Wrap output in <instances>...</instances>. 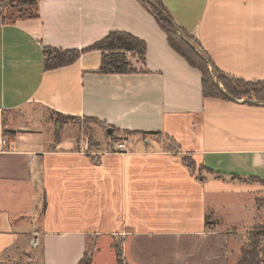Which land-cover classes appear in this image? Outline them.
<instances>
[{
    "label": "crops",
    "instance_id": "obj_1",
    "mask_svg": "<svg viewBox=\"0 0 264 264\" xmlns=\"http://www.w3.org/2000/svg\"><path fill=\"white\" fill-rule=\"evenodd\" d=\"M161 1L219 71L264 81V0ZM38 3L36 19L0 21V264L37 250L26 264H79L90 249V264H118L117 240L124 264H238L264 190V107L205 98L138 0ZM115 31L145 41L136 73H99V51L46 70L45 48ZM87 119L94 143L71 122ZM202 166L219 174L201 182ZM242 210L253 217L235 221Z\"/></svg>",
    "mask_w": 264,
    "mask_h": 264
},
{
    "label": "trees",
    "instance_id": "obj_2",
    "mask_svg": "<svg viewBox=\"0 0 264 264\" xmlns=\"http://www.w3.org/2000/svg\"><path fill=\"white\" fill-rule=\"evenodd\" d=\"M4 1L6 0H0V3ZM138 1L155 17L161 29L166 33L170 47L182 58H184L191 67L198 69L202 73V89L204 97L230 101L221 93L219 87L216 85L215 77L210 71L209 66L201 58H199L194 53V51L189 48V46L178 36L174 28L167 22L163 15L157 9L145 4L142 0ZM152 1L155 2L162 10H164L171 18L169 12L167 11L161 0ZM38 2L39 0H17L15 3L8 5L7 7L0 10V21L4 23H11L18 20L36 19L39 17ZM181 30L185 33L183 29ZM191 40L196 46L203 50L198 41L194 39ZM92 51H99L102 55L101 67L98 71L99 73L106 75H122L137 72V69H135L130 62L129 56H138L142 62H145L147 45L144 40L130 33L115 31L109 33L102 40L82 50H60L50 47L45 48V68L47 71H51L71 66L75 64L83 54ZM205 55L208 59H210V57L206 53ZM215 69L219 73L223 89L227 91L231 96L240 100L250 99L254 101L264 102V81L247 82L225 75L224 73L219 71L216 66ZM57 116V121L59 123H62V120L67 119V117H64L60 114H58ZM68 118L71 120H76V118ZM169 142L171 145L176 147V143L174 141L169 139ZM183 162L185 166L191 171V173L194 174L197 171V165L191 155H185V157L183 158ZM202 171H206L208 174H219L215 173L207 167L202 166L200 168V174L198 175V179L201 182H203L205 179L203 174H201ZM243 180L256 181V179L254 178ZM261 229V227L255 226L248 232L246 243L244 244L240 252L238 264H264V230ZM115 250L117 253L118 264H123L124 260L122 257V246L120 245V247H117L115 245ZM92 252L93 249H90L79 264H90L93 254Z\"/></svg>",
    "mask_w": 264,
    "mask_h": 264
},
{
    "label": "water",
    "instance_id": "obj_3",
    "mask_svg": "<svg viewBox=\"0 0 264 264\" xmlns=\"http://www.w3.org/2000/svg\"><path fill=\"white\" fill-rule=\"evenodd\" d=\"M16 1L17 0H6L4 2H1L0 3V10L7 7L8 5L15 3ZM142 1L145 4L157 9L163 15V17L167 20V22L174 28V30L176 31L178 36L189 46V48H191L194 51V53L199 58H201L209 66L210 71L212 72L213 76L215 77L216 85L219 87L221 93L227 99H229L231 102H234V103L248 104V105H252L255 107H264V102L254 101V100H250V99H243V100L236 99L235 97L231 96L227 91H225L222 87L219 73L215 69L213 62L207 58V56L205 55L203 50L201 48H199L198 46H196L192 42V40L181 30V28L172 20V18H170L169 15H167V13L164 10H162L155 2H153L152 0H142ZM109 132L112 133V130H110Z\"/></svg>",
    "mask_w": 264,
    "mask_h": 264
},
{
    "label": "rangeland",
    "instance_id": "obj_4",
    "mask_svg": "<svg viewBox=\"0 0 264 264\" xmlns=\"http://www.w3.org/2000/svg\"><path fill=\"white\" fill-rule=\"evenodd\" d=\"M63 121L66 122L67 120H62V123H63ZM71 122L74 123V125H75V123L77 125H79V127L83 131V134L82 135H83L84 139H87V141H89L90 143H94L95 142V133H96L97 128H98L97 127V124L95 123V121H90V120H77L76 122L75 121H71ZM166 143L168 145V141H166ZM169 145L171 146V148H174V146L171 145L170 142H169ZM243 203L245 204V200H243ZM258 209H259L260 212L258 214V220L256 221L257 222L256 223L257 224L256 226L257 227H261L262 228L261 230H264V190L261 193L258 194ZM236 213H238L237 216H236ZM242 213H243V218L244 219H249V216L253 217V215H247V210H245V211L242 210V211H236L234 213V218L236 217L234 220L235 221H238L239 218L242 217ZM254 227H251L250 230L252 228H254ZM249 231H247L246 237H247ZM120 245H121L120 240H117L116 241V246L117 247H120ZM39 252H40V250H37L35 253H33L31 251V252H29L28 255L25 254L21 259L19 258L21 260V262H19L18 264H26V260L29 257L33 258L32 256H34V254L37 255L36 258L39 257V254H40ZM123 264H124V262H123Z\"/></svg>",
    "mask_w": 264,
    "mask_h": 264
},
{
    "label": "built area",
    "instance_id": "obj_5",
    "mask_svg": "<svg viewBox=\"0 0 264 264\" xmlns=\"http://www.w3.org/2000/svg\"><path fill=\"white\" fill-rule=\"evenodd\" d=\"M7 142L5 140L2 141V144H6ZM127 144L125 142L118 143L115 148V152L117 153H127Z\"/></svg>",
    "mask_w": 264,
    "mask_h": 264
}]
</instances>
